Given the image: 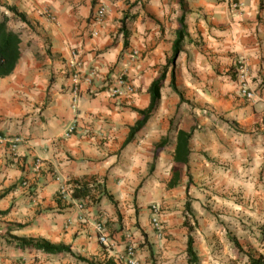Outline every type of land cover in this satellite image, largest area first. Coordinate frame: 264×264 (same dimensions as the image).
<instances>
[{"label":"crops","instance_id":"0c3cea01","mask_svg":"<svg viewBox=\"0 0 264 264\" xmlns=\"http://www.w3.org/2000/svg\"><path fill=\"white\" fill-rule=\"evenodd\" d=\"M183 3L0 0V18L11 15L2 5L25 17L8 22L20 34L21 55L12 74L0 78V136L21 139L13 153L0 144V211L7 212L0 216V264L116 262L127 234L139 264H188V235L199 264H264V0ZM100 7L106 14L97 21ZM180 28L175 86L184 101L169 86V68L156 110L124 144ZM242 66L251 100L241 92ZM73 72L80 78L74 108ZM89 72L96 76L87 83ZM120 77L134 93L111 97ZM178 130L192 133L185 165L173 160ZM174 171L179 179L168 188ZM75 181L99 185L90 191L94 203L70 197ZM149 181L152 192L144 194ZM155 200L165 238L149 225L146 207ZM186 203L197 225L190 232L181 216ZM173 206L176 212H168ZM231 231L240 250L227 238ZM20 238L71 253L21 250Z\"/></svg>","mask_w":264,"mask_h":264},{"label":"trees","instance_id":"16d2710c","mask_svg":"<svg viewBox=\"0 0 264 264\" xmlns=\"http://www.w3.org/2000/svg\"><path fill=\"white\" fill-rule=\"evenodd\" d=\"M180 3H183V0H180ZM136 2L132 4V6H135ZM4 6L5 10L8 11L11 15H6L5 13L1 14L0 18V78L9 76L14 71L18 60L20 59L21 50H20V34L18 32L13 31L8 27V22L12 20H20L22 22H25V17L23 14L18 13L16 8L14 6ZM130 16L125 15L124 18L121 20L122 25L125 24V20H127ZM183 22V18L180 19V23ZM184 37V29L180 28L176 31V38L173 43V50L172 55L169 59H167L165 66L163 67L162 73L160 76L152 81L148 88V94H149V105L144 110L137 111L139 115V119L135 122L134 126L130 128L129 134L127 139L125 140L124 144L129 143L133 136L146 124L147 120L150 118L152 113L156 110L158 101L160 99V90L163 86V83L166 78V73L170 68V83L169 86L172 89V91L176 92L180 98V102H183L182 95L177 91L175 86V61L176 58L181 51V45L183 42ZM191 132H184L181 130H178L176 133V141H175V149H174V156L173 160L177 164H186L188 161V157L190 154L189 150V140L191 138ZM167 140H162L159 144L156 145L154 149V159L156 158V155L163 150L165 147ZM152 167L150 168V170ZM174 175L172 176L171 180L168 183V188H172L177 184V181L179 179V175L177 171L173 172ZM99 185L89 186L87 183H79L78 181H75L72 183V187L69 188L70 197L74 200H80V201H89L94 203L93 197L90 196V191L93 188H97ZM186 210H189V206L186 203L185 204ZM7 212H1L0 216H4ZM188 231H191V228L186 224ZM7 231H11V229H7ZM262 238L264 239V233L262 234ZM16 247L24 250H35L40 251L47 254H57V253H71L70 248L63 246V245H52L49 242L45 240H33V239H26V238H20L16 239ZM239 250L240 246L237 242L233 243ZM193 245V239L190 235L187 237V244H186V255L188 257V264H199L198 259L193 251L192 248ZM81 262L87 263V264H94L91 261H88L84 258L78 259ZM101 264V263H98ZM102 264H119L118 260L116 262L109 258ZM250 264H263L260 259H253L250 258Z\"/></svg>","mask_w":264,"mask_h":264},{"label":"built area","instance_id":"2783aa9c","mask_svg":"<svg viewBox=\"0 0 264 264\" xmlns=\"http://www.w3.org/2000/svg\"><path fill=\"white\" fill-rule=\"evenodd\" d=\"M231 6L233 8H237L234 2H231ZM106 14L105 7H100L97 9L95 13V19L97 21L102 20L103 17ZM239 80H241V92L244 95L245 98L251 100L254 97V94L250 91H248V88L245 84V77H246V71L244 67H239ZM96 76V72H89L86 76V82L88 83L92 78ZM80 92V78L78 73L73 72L71 75L70 80V94H71V102L72 107H76L78 105L79 100V93ZM134 93V87L130 85V83H126L121 77L116 80L115 87L111 88L109 91V95L111 97H120L127 94H133ZM73 132V127H69L67 134H70ZM6 143L10 147V151L13 153L16 149V146L21 142V139L19 137H12V138H3L0 136V144ZM152 211L150 213V221L153 229L156 231L158 236H161L163 231V219H162V209L159 205H152ZM96 232L98 233V241L100 244L106 246L107 245V237L104 234L102 224L98 223L95 225ZM126 238V244H125V251L124 255L117 258L119 264H139L136 259V244L132 239V236L130 234H127L125 236Z\"/></svg>","mask_w":264,"mask_h":264},{"label":"rangeland","instance_id":"374dc122","mask_svg":"<svg viewBox=\"0 0 264 264\" xmlns=\"http://www.w3.org/2000/svg\"><path fill=\"white\" fill-rule=\"evenodd\" d=\"M184 4V3H183ZM183 4H182V7H183ZM0 11H1V9H0ZM3 11V10H2ZM153 170V169H152ZM152 170H149V174L152 172ZM150 183V181L149 182H144V194H147L148 192H152V188L151 189H147L146 188V186L148 185ZM158 183V184H157ZM156 183V185L155 186H157V187H160V185H161V182H157ZM159 193V192H158ZM188 201V200H187ZM190 202L188 201V204H189ZM157 204H160L161 205V202L159 201V200H155V202L154 201H152L149 205H147V207H146V209L149 211V225L151 226V229H153V227H152V225H151V221H150V213H151V211H152V205H157ZM182 207H184V205H182ZM176 206H173L172 207V209H170V210H168V212H170V213H173V212H176ZM172 215V214H171ZM181 216H182V218H183V222H184V225L186 226V224L191 228V231L192 230H194V228L197 226L196 225V222L193 220V217L191 216V214H190V211L189 210H186V208L184 207V209L182 210V212H181ZM163 226H164V224H163ZM165 227V226H164ZM187 227V226H186ZM188 229V228H187ZM154 230V229H153ZM155 231V230H154ZM156 232V231H155ZM188 232H190V231H188ZM249 232H251V233H254L253 231H249ZM264 233V230H262L260 233H259V237L261 238L262 237V234ZM229 234V236L227 237L228 239H229V242H230V244H232V246H234L236 249H238L233 243L234 242H236L235 241V235L233 234V232L231 231V232H229L228 233ZM162 236V235H161ZM165 234L162 236L163 238H165ZM133 239V241H134V238H132Z\"/></svg>","mask_w":264,"mask_h":264}]
</instances>
